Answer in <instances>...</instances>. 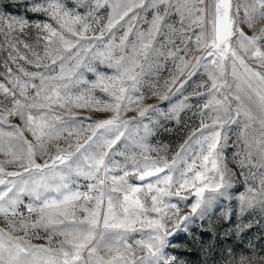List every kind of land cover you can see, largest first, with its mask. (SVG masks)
I'll use <instances>...</instances> for the list:
<instances>
[{
	"label": "snow or ice",
	"instance_id": "6c2138e0",
	"mask_svg": "<svg viewBox=\"0 0 264 264\" xmlns=\"http://www.w3.org/2000/svg\"><path fill=\"white\" fill-rule=\"evenodd\" d=\"M0 69V264H264V0H0Z\"/></svg>",
	"mask_w": 264,
	"mask_h": 264
},
{
	"label": "rangeland",
	"instance_id": "374dc122",
	"mask_svg": "<svg viewBox=\"0 0 264 264\" xmlns=\"http://www.w3.org/2000/svg\"><path fill=\"white\" fill-rule=\"evenodd\" d=\"M245 31L251 34V32L245 27ZM171 68V64L169 63L165 70H163L160 73V82L162 83L164 79L168 77V69ZM2 71V69H0ZM201 80H206V76H203L202 74H198L196 77H193L192 80L189 81L188 85L185 86L184 95H188L192 89L195 87L196 83H200ZM195 82V83H194ZM147 91V89H145ZM179 98V94H177V97H174L173 100ZM148 104H160L161 106H166L168 104L167 101H160L156 97H151L145 101ZM193 105L198 104L200 101L193 97L190 101ZM196 109L194 108L191 111H187L186 113H183L181 116V122L177 124L175 121L166 122L165 127L168 129L167 131L161 129L154 135L153 137H150L147 141V144L152 149H165V151H161V155H168L169 157L178 149V146L183 143V141L187 138L188 134L191 132L193 128H196L199 126V117L198 115H195ZM100 114H93V118H97ZM129 115H134V113H129ZM18 122V121H14ZM235 128V126H233ZM230 141H229V147L225 150V162L227 163V166L232 169L233 171L239 172V168L236 163L233 162V154L237 151L236 146H233V141L236 139L235 135L233 133H230ZM30 138V137H29ZM121 151H127L129 154L132 152L138 153L140 151L139 148L135 147L134 145H129L127 148L124 145V142H120L116 146ZM242 147V146H241ZM156 153L153 152L152 155H155ZM117 160H120L123 162L122 156H116ZM39 162V160H38ZM11 170V169H10ZM242 179V178H241ZM237 192L243 190V184L237 185V188L235 189ZM175 199V198H174ZM184 212L190 211V209H183ZM200 224L199 221H197V226H189L190 231L194 232L197 239L200 238V228L198 225ZM2 226V224H0ZM207 225L205 224V227ZM207 239V237H205ZM43 242V241H38ZM177 243L181 245H186L189 251L184 255V259L189 262V264H205V258L201 255L199 246L197 243L192 242V237L188 234H181L180 237L177 238ZM234 243L233 240H228L227 245H232ZM221 246H224V242H221ZM219 259V257H217ZM207 264H212V257L209 256L207 258Z\"/></svg>",
	"mask_w": 264,
	"mask_h": 264
}]
</instances>
